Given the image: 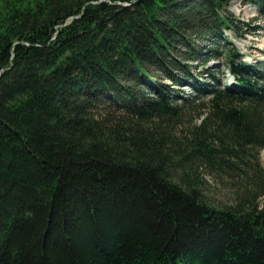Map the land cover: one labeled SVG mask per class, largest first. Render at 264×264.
I'll return each instance as SVG.
<instances>
[{
    "label": "trees",
    "instance_id": "1",
    "mask_svg": "<svg viewBox=\"0 0 264 264\" xmlns=\"http://www.w3.org/2000/svg\"><path fill=\"white\" fill-rule=\"evenodd\" d=\"M234 1L264 18V0H0V264H264V64L225 34Z\"/></svg>",
    "mask_w": 264,
    "mask_h": 264
},
{
    "label": "rangeland",
    "instance_id": "2",
    "mask_svg": "<svg viewBox=\"0 0 264 264\" xmlns=\"http://www.w3.org/2000/svg\"><path fill=\"white\" fill-rule=\"evenodd\" d=\"M228 13L240 30L238 34L231 30H226L225 34L228 36V40L237 46L244 55V62L252 65H257L260 62L264 64V18L260 16L259 9L252 4L234 1L228 8ZM198 47L203 50L202 42L198 43ZM180 59H183V57L180 56ZM219 61L222 62V59L212 58L208 66L215 67ZM220 69L226 72V68L223 65ZM231 82L232 79L226 72V81L224 83L230 84ZM192 92L191 88L187 86L183 88L182 96L188 97L191 101ZM203 113L189 114L186 119L187 122L179 128L178 132L183 134L191 128V125L199 124L201 117L203 116L204 118L205 116ZM258 153L260 154L261 165L264 168V147ZM203 172L202 176L207 197L218 206L229 204L232 201V191L228 190L221 178L215 173ZM262 201H264V197Z\"/></svg>",
    "mask_w": 264,
    "mask_h": 264
}]
</instances>
